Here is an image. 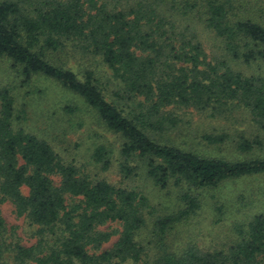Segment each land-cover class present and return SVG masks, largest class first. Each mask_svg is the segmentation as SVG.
Listing matches in <instances>:
<instances>
[{
    "label": "trees",
    "instance_id": "trees-1",
    "mask_svg": "<svg viewBox=\"0 0 264 264\" xmlns=\"http://www.w3.org/2000/svg\"><path fill=\"white\" fill-rule=\"evenodd\" d=\"M263 19L264 0H0V61H10L25 83H56L122 140L114 184L26 132L10 88L0 87V264H264V210L235 219L224 239L207 246L193 231L179 235L216 198L209 194L263 177L264 156L213 157L176 136L187 130L189 113L233 124L241 111L253 126L249 136L221 127L203 132L199 143L264 151V76L233 67L264 65ZM50 54L104 64L115 92L92 71L79 77ZM110 92L115 99H107ZM113 156L98 145L89 164L104 172ZM138 177L172 194L170 203L158 208L133 184ZM5 204L32 228L31 245L16 227L7 230ZM212 210L217 224L224 205L215 201Z\"/></svg>",
    "mask_w": 264,
    "mask_h": 264
},
{
    "label": "rangeland",
    "instance_id": "rangeland-1",
    "mask_svg": "<svg viewBox=\"0 0 264 264\" xmlns=\"http://www.w3.org/2000/svg\"><path fill=\"white\" fill-rule=\"evenodd\" d=\"M204 43L206 44L207 53L211 54V50L214 47L213 37L209 36L207 40L204 39ZM51 56L55 62L59 63L61 61V63H65L79 77L83 76L85 69L92 71L100 83L108 88L109 91L115 92L116 83L110 70L104 64L93 60L90 62L85 61L78 58L77 55L71 57L70 54H54V56ZM233 67L246 76L251 74L264 76V65L260 63L251 64L250 66L237 63ZM23 80L19 72L12 67L10 61H0V87L10 88L15 101L16 111H21L24 114V119L19 122V125L26 132L45 139L64 158L74 160L80 164L86 163L87 172L91 175L105 178L114 184L118 183L120 181L118 175L119 162L114 158L119 156L122 140L118 136L106 132L94 120L90 110L78 98L62 89L56 83L42 77H34L26 83ZM111 92L106 94L108 100L115 99ZM65 107L76 108L77 110L75 109L73 114H68L64 111ZM188 117L189 121L186 120L184 123V127L187 130L184 131L182 136L176 133L177 139L181 143L185 142V144L178 142L179 145L186 148L194 146L195 149L203 150L207 155L228 159H249L251 157L264 156V151L261 150L247 155L240 154L231 142L211 147H206L203 143H199V136L203 132H212L214 129L217 132L221 130V127L236 128L249 136L253 126L249 123L248 117L245 116L244 112L238 111L232 114V122L233 118L237 119V122L233 124L230 123V120L210 119L206 115L197 113H189ZM98 145H106L112 150L114 155L110 169L104 172L100 171L98 166L89 164L91 150ZM133 184L145 190L158 208L165 203H170V196H173L170 194V196L165 197L162 192L153 189L148 181L140 177ZM211 195L216 198L202 207L196 216L191 219L192 224L188 233H179L180 236H189L193 231L195 233V241L199 246H207L224 239L228 235L235 219L239 220L245 218L246 215L249 216L264 210V176L228 183L226 187L218 192L209 194L207 196L208 200H210ZM240 195L243 196L241 202L238 200ZM215 201H220L224 205V214L219 216L221 220L217 224H215L216 213L212 210V203ZM238 204L242 206V209ZM1 213L7 230L9 231L11 227H16V234L21 238L22 244L29 246L35 242V239L29 233L32 228L26 226L23 218H17L14 215L12 206L9 204L2 205ZM116 226V224L113 225V227ZM115 240L116 238H113L105 247H110ZM8 264L12 263L9 261Z\"/></svg>",
    "mask_w": 264,
    "mask_h": 264
}]
</instances>
